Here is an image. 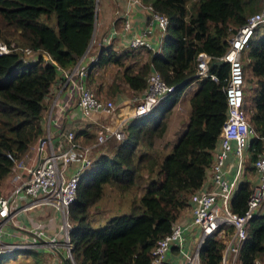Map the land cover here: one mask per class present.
<instances>
[{
  "label": "trees",
  "instance_id": "16d2710c",
  "mask_svg": "<svg viewBox=\"0 0 264 264\" xmlns=\"http://www.w3.org/2000/svg\"><path fill=\"white\" fill-rule=\"evenodd\" d=\"M142 1L168 18L159 50L129 47L117 52L110 45L102 47L86 65L85 83L96 84L98 70L112 73L109 66L113 65L104 91L114 97L124 83L133 91L143 90L153 68L168 84H174V90L150 113L125 124L124 138L109 144L112 152L100 153L81 176L68 213L75 264H151V248L170 231L189 194L202 185L213 160L226 116L223 86L229 71L226 62L214 59L226 51L231 33L259 9V0ZM94 18L95 0H0V40L38 51L30 61L20 58L17 50L0 54V181L12 166L8 153L22 157L43 135L46 98L58 66L72 67L85 52ZM201 51L211 57L208 70L217 79L196 74ZM144 53L146 60L136 63ZM241 59L246 88L252 91L248 102L244 94V101L252 109L249 119L257 134L248 147L253 162L264 146V24L255 27ZM192 83L196 87L188 98L185 128L166 152L160 151L157 143L166 131L169 115ZM95 89L101 92L103 87L99 83ZM106 184L119 191L137 187L140 194L126 213L94 227L88 211L104 194ZM249 192L247 182L238 185L230 200L233 211L243 212ZM223 247L218 237L207 236L200 247L202 264L218 263ZM41 252L17 249L0 255V264L19 256L44 264ZM263 257L264 214H256L247 223L238 258L240 264H254L256 258Z\"/></svg>",
  "mask_w": 264,
  "mask_h": 264
},
{
  "label": "built area",
  "instance_id": "2783aa9c",
  "mask_svg": "<svg viewBox=\"0 0 264 264\" xmlns=\"http://www.w3.org/2000/svg\"><path fill=\"white\" fill-rule=\"evenodd\" d=\"M260 1L259 9L249 14L228 37L226 51L214 59L226 62L229 71L223 86L226 116L221 126L217 150L213 153V160L205 177L212 188L200 187L189 194L186 205L190 207V219L186 222L176 219L170 231L157 239L149 253L151 264H202L200 247L204 239L207 236L219 238L229 225L232 232L226 238L221 258L216 264H240L238 256L247 236V223L258 214L257 211L264 201L263 146V150L252 162L258 173V181L250 187L246 208L238 213L230 206L231 197L239 184V174L243 171L244 151L249 147L250 139L257 135L249 119L252 109L246 106L244 101L245 77L241 53L255 27L264 24V0ZM145 7L156 22L159 36H163L168 24L167 16L154 10L151 5ZM124 27L129 28L126 15ZM130 46L152 47L150 40L145 39L142 34L133 35L130 38ZM13 50H17L20 58L25 61L35 59L38 54V51L28 46H17L13 42L6 44L0 40V54ZM210 59L205 52L197 54L196 74L217 79V75L208 70ZM79 61L70 68L58 66L61 73L58 82L60 87L68 89L70 95L73 90L77 92V105L84 116L89 118L93 114L112 115L117 107L116 101L97 96L87 86L86 67H79ZM173 89V84L166 83L160 73L151 68L146 76L145 88L140 94L132 96V102L126 112L115 123L97 122L96 135L92 141L84 143L77 140L71 128L58 127L57 133L53 134L49 125H46L43 135L35 143L34 161L25 157L14 158L8 153L12 160L9 172L12 187L9 192L0 193V255L26 247L38 249L40 246L52 248L60 254V249L63 248V253L60 254L62 259L75 264L71 253L73 244L69 234L72 225L68 213L70 204L76 197L81 176L92 167L96 158V155H93L94 150L108 140H122L125 122L150 113ZM262 138L264 144V135ZM231 150L238 156V169L232 179H227L224 176V163ZM45 205L52 206L60 213L59 224L55 230L51 231L50 227L41 221L32 220L29 226L23 228L25 232L32 234L31 239H22L25 234L19 232L18 240L4 239L6 236L10 238L12 234L9 227H20L15 220L17 213ZM187 226L199 227L201 230L199 237L189 251H182L178 262L168 261L169 249L174 244L182 246V230ZM254 264H264V260L256 258Z\"/></svg>",
  "mask_w": 264,
  "mask_h": 264
},
{
  "label": "crops",
  "instance_id": "0c3cea01",
  "mask_svg": "<svg viewBox=\"0 0 264 264\" xmlns=\"http://www.w3.org/2000/svg\"><path fill=\"white\" fill-rule=\"evenodd\" d=\"M144 4L145 3L142 0H95L93 31L85 52L76 61L77 63L81 59L79 61V67L86 66L88 63L93 61L102 47L110 45L117 52L131 47L130 38L135 34H142L145 39L150 40V44L152 45L151 50L153 52H157L159 50V44L161 42L162 36H159L160 33L156 22L151 17L150 11L144 7ZM125 15L129 21L128 29L124 27ZM147 57V53L142 54L140 58L136 59V63L145 61ZM133 60L134 59H132V62ZM109 67H111L113 70L115 69L113 65H110ZM98 71L99 73H104L103 69H99ZM60 74L61 73L58 71L57 77L51 86L50 97L46 98V107L42 117L43 126L45 127L46 125H49V128L52 129L53 134L57 133L58 127L71 128L74 130V133L77 134L76 139L84 143L89 142L87 141V138L90 136L91 132L97 128V122L104 121L107 123H115L116 120H118L119 117L126 112L128 106L132 102V96L136 93L140 94L142 91H133L127 86L126 83H124V87L122 86V91L117 96H114L117 107L112 115L93 114L92 117L88 118L82 114L79 106L77 105V92L73 90L70 95L68 94V89L63 88V86L60 87L58 83ZM192 85H195V83H192L189 86ZM68 96H70V99L67 100ZM54 101L56 102L55 104ZM175 109L176 105L172 110V113L174 111V117L171 121H168L166 131L164 132L166 135L170 134V144H168V147H171L175 143L186 125L184 123V126L181 127V124L183 123H181V121L184 117L177 115ZM130 121H132V119L127 120L125 124H128ZM217 147L218 143L216 144L213 153H215ZM108 151L105 152L104 150H99L98 153L112 152L111 149ZM237 169L238 156L234 150H231L225 159L224 176L227 179H232L237 172ZM239 179V186L241 183L247 182L249 187H251L258 181V173L252 164L248 147L244 151L243 171L239 174ZM201 187L212 188V185L208 180L205 179ZM44 207L46 208L45 210ZM31 210L32 209L17 213L15 220L20 225V227L12 226L11 228L13 230H11L9 227V229L12 231V234L10 235L11 239L18 240L20 236L17 232L25 234L22 236V239H31L33 237L32 234L25 232L23 228L29 226L32 220H37L39 222L42 221L44 224L50 227V230L56 229L57 222L60 219V213L58 210L54 209L52 206L45 205L42 207H37L38 212L30 215L27 213V211ZM257 213L264 214V201L260 205ZM190 217V207L185 205L177 219L186 222L190 219ZM200 232L201 230L197 226L184 227L182 230V246L179 247L177 244H174L169 249L167 253L168 261L178 262L181 258L182 251H189L193 247L194 242L200 235ZM231 232L232 227L229 225L226 227L225 233L219 236V239L224 243ZM38 250L46 253L48 252V254L50 253L49 255L58 253V251L54 252L55 250L46 246H40L38 247ZM56 259L57 261L53 264H65L62 257L61 260H59L57 257Z\"/></svg>",
  "mask_w": 264,
  "mask_h": 264
},
{
  "label": "rangeland",
  "instance_id": "374dc122",
  "mask_svg": "<svg viewBox=\"0 0 264 264\" xmlns=\"http://www.w3.org/2000/svg\"><path fill=\"white\" fill-rule=\"evenodd\" d=\"M258 5L261 6V1H258ZM115 68V67H114ZM113 69H112V73H113ZM112 73L111 72H105L101 75L100 73L97 75V81L96 84H88L87 86L89 88H91L94 93H97V95L99 97H104V98H109V99H113L115 100V98L113 96H110L111 94L106 93L104 90L106 89V83H109V79L112 78ZM105 76V77H104ZM244 77L246 78V75L244 73ZM102 81V82H100ZM102 85L103 89L101 92H97L95 87H97V85L99 83ZM124 87V84L120 85ZM254 86V85H253ZM247 87V85H246ZM245 87V90H247L245 92V97L247 98V102L248 99L250 97V95H252V91L251 89H247ZM195 88V85L192 86H188L184 93L181 96V99L178 100L177 104H176V109L175 111L177 112V115H181V117H184L183 120L181 121V127L184 126V123L186 124L187 122V116L189 114V103H188V98L191 96L192 90ZM173 110V109H172ZM171 115V116H170ZM169 115V121H171L174 117V111L173 113L171 112V114ZM170 131V130H169ZM183 132V131H182ZM96 135V129H94L90 136L87 138V141H92L94 139ZM37 141V140H36ZM36 141L32 144V146L30 147L29 150L26 151V153H24L22 155V157H25L26 159H30V161H34L33 156H35L34 154V150H35V143ZM119 142L117 140H108L105 143L99 145L93 152V155L95 156L96 154H98L99 150H104L107 151V147L109 146L110 143H116ZM165 144L164 146H161ZM170 144V134L166 135L165 133L163 134V137L159 138L157 145L159 146L158 149L160 151L166 152L167 149L169 147H167V145ZM9 174H7L4 179H2L0 181V193H7L10 191L11 187H12V183L9 181ZM140 194V190L137 187H132L128 190L125 191H119L117 190L115 187L110 186L109 184H106L104 186V194L101 196V198L99 200H97L93 205L90 206L89 208V217L91 218L94 227H100L101 225H103L105 223V219L107 218H112L115 217L116 215H122L124 212L126 213L128 210L129 205L132 203V201L134 199H138ZM46 208L44 207V210ZM37 208L32 209L31 211H27V213H29L30 215H33L34 213H37ZM116 216V217H117ZM42 222V221H41ZM43 223V222H42ZM57 224H59V221L57 222ZM12 227V226H11ZM10 227L11 230H13ZM53 230V229H52ZM51 230V231H52ZM4 239H10L11 241H13V239L11 238H5ZM61 253L63 252V248L60 249ZM56 252V251H54ZM43 255L41 261L44 264H53L54 262L57 261L56 257L61 260V257L58 253L56 254H51L49 255L48 252H41ZM66 257V256H65ZM27 259V260H26ZM67 259H69L67 257ZM260 260H264L263 258H259ZM7 264H34V260H32L31 258H25L22 259V256H19L18 259H11L9 262H7ZM68 264H72L71 262H69Z\"/></svg>",
  "mask_w": 264,
  "mask_h": 264
},
{
  "label": "clouds",
  "instance_id": "9594fccd",
  "mask_svg": "<svg viewBox=\"0 0 264 264\" xmlns=\"http://www.w3.org/2000/svg\"><path fill=\"white\" fill-rule=\"evenodd\" d=\"M146 5H147V4H144V7H145ZM164 15H165V14H164ZM167 25H168V24H167ZM166 28H167V27H166ZM165 32H166V31H165ZM164 34H165V33H164ZM161 39H162V38H161ZM215 61H216V60H215ZM215 61H214V62H215ZM209 63H210V62H209ZM84 67H86V66H84ZM161 77H162V76H161ZM166 83H167V82H166ZM173 85H174V84H173ZM187 87H188V86H187ZM187 87H186V88H187ZM245 87H246V83H245ZM186 88H185V89H186ZM173 90H174V89H173ZM171 92H172V91H171ZM171 92H170V93H171ZM170 93H169V94H170ZM169 94H168V95H169ZM180 99H181V98H180ZM176 104H177V103H176ZM245 105L248 106V103H247V104L245 103ZM134 119H136V118H134ZM219 134H220V133H219ZM218 140H219V139H218ZM99 154H100V153L96 154V157H97ZM95 159H96V158H95ZM92 165H93V164H92ZM204 180H205V179H204ZM238 185H239V184H238ZM200 187H201V186H200ZM249 188H250V187H249ZM64 262H65V264H68V263H69L68 260H64Z\"/></svg>",
  "mask_w": 264,
  "mask_h": 264
},
{
  "label": "water",
  "instance_id": "95a60500",
  "mask_svg": "<svg viewBox=\"0 0 264 264\" xmlns=\"http://www.w3.org/2000/svg\"><path fill=\"white\" fill-rule=\"evenodd\" d=\"M215 62H217V63H222V61H215Z\"/></svg>",
  "mask_w": 264,
  "mask_h": 264
}]
</instances>
